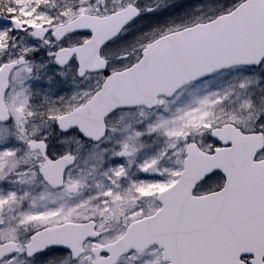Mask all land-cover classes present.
Returning <instances> with one entry per match:
<instances>
[{
    "label": "snow or ice",
    "instance_id": "obj_1",
    "mask_svg": "<svg viewBox=\"0 0 264 264\" xmlns=\"http://www.w3.org/2000/svg\"><path fill=\"white\" fill-rule=\"evenodd\" d=\"M0 264H264V0H0Z\"/></svg>",
    "mask_w": 264,
    "mask_h": 264
}]
</instances>
